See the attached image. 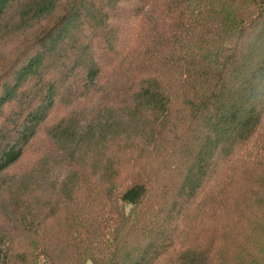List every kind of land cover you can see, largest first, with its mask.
<instances>
[{
    "label": "trees",
    "instance_id": "16d2710c",
    "mask_svg": "<svg viewBox=\"0 0 264 264\" xmlns=\"http://www.w3.org/2000/svg\"><path fill=\"white\" fill-rule=\"evenodd\" d=\"M58 10L32 53L0 76V180L60 109L53 139L68 149L111 138L113 154L105 170L69 166L61 180L80 212L66 203L60 216L0 218V264H262L249 244L264 225V195L248 205L243 191L264 181V0H0V30L25 31ZM140 136L129 183L107 188L101 176L117 174L118 156ZM245 160L247 186L223 229L249 233L213 252L211 220L227 207L215 191L224 167ZM112 198L131 206L116 226ZM91 199L104 206L96 220L85 213Z\"/></svg>",
    "mask_w": 264,
    "mask_h": 264
},
{
    "label": "rangeland",
    "instance_id": "374dc122",
    "mask_svg": "<svg viewBox=\"0 0 264 264\" xmlns=\"http://www.w3.org/2000/svg\"><path fill=\"white\" fill-rule=\"evenodd\" d=\"M61 13L62 11L58 10L53 16L32 24L31 27L27 28L25 31L19 28L16 29L14 25H9V29L4 28L0 30V76L14 64V61H16L20 55L29 54L31 52L30 49H28L31 42L46 31ZM113 76L109 74L106 75L103 86L108 85ZM93 106L92 102L89 101L84 104L83 110L93 109ZM115 111L121 114L123 110L115 109ZM65 113L63 109L54 113L49 122L41 127L42 130L39 131L38 136L32 141L26 154L2 175L0 183L2 181V184H6L4 186L8 188L1 192L4 188L3 186L0 190L1 219L5 215L12 216L11 211H26L25 213L28 214L30 212L34 214V216L52 214L60 216L66 211L64 207L66 203L70 204L69 210L80 212L82 201H79L77 198V200L68 203L67 194L60 191L61 180L70 174L69 166L78 167L87 171L89 174L95 171V168L96 170H105L107 167L103 168L105 166V157L110 154L112 155L113 149L110 141L111 138L107 141L102 139L86 141L87 139L85 137L79 142V144L81 143L80 145H71L68 149L65 148L66 145L63 142H58L51 136L52 127L58 124L62 119H65L63 118L65 117ZM71 119L72 118H70V120ZM87 125L88 124H84L82 126L86 127ZM81 137L82 136H77V138ZM141 137L142 136L135 139L136 146L133 147V149L131 148L127 153L118 156L115 164L117 174L109 179L106 177L103 179L101 176V181L107 188H122L129 183L131 178H129L130 169L128 167L131 168V166L128 164V158L129 156L133 157V152H138V154L143 152L144 147H142V145L145 143V139ZM116 144L118 146L119 143L116 142ZM260 146L264 149V138L262 139V137ZM73 153H75L74 158H72ZM257 161L259 165L264 168V158H258ZM248 165L249 162L245 160L236 164L229 163L224 167V170L227 168L228 170L224 174V178L220 183L221 185L216 189L215 193L219 195L220 199L225 202L227 207L225 213H219L211 220L214 228L211 229L212 233L209 236L208 245L210 246V243L216 242V245L212 249L213 252L220 253L219 248L222 246L221 249L229 253L228 247H230V244L236 239H238L237 241L239 242L244 241V238L249 233V229H246V226L235 234H230L232 231L226 233L227 230L223 229L226 224L225 219L229 214L227 213L229 211V203L232 200L234 202V198H237L241 191L247 186L245 168ZM257 166H252L249 170H254ZM20 180L24 182L21 183V187L17 185ZM257 190L259 192L250 190L243 191V195L248 192L251 193V200L248 205L255 204L263 197L264 181L263 185H257ZM155 194L156 193L153 192L150 199L153 196L157 198ZM107 203V211L112 212L113 209L117 211L116 214L112 215V221L116 222L114 226L119 224V218L120 215H122L121 208L126 209V211L127 209H131V206L118 202L116 198H112L107 201ZM103 208L104 206H101L100 201L95 203L94 199L87 200L85 213L88 214L91 220H96L99 216L97 212ZM262 225L263 224L259 227L257 239L249 244V248L251 247V256L257 260L262 259L263 264L264 256L261 255V251H257L256 249L252 250L256 244H260L261 248L264 249V225ZM231 251H233V249H231ZM40 264L45 263L41 262Z\"/></svg>",
    "mask_w": 264,
    "mask_h": 264
}]
</instances>
